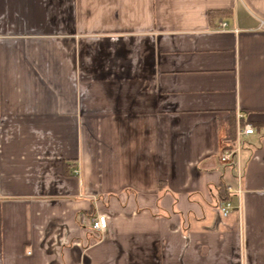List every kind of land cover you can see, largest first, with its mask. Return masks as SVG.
Wrapping results in <instances>:
<instances>
[{
    "label": "crops",
    "instance_id": "obj_1",
    "mask_svg": "<svg viewBox=\"0 0 264 264\" xmlns=\"http://www.w3.org/2000/svg\"><path fill=\"white\" fill-rule=\"evenodd\" d=\"M0 264H264V0H0Z\"/></svg>",
    "mask_w": 264,
    "mask_h": 264
},
{
    "label": "built area",
    "instance_id": "obj_2",
    "mask_svg": "<svg viewBox=\"0 0 264 264\" xmlns=\"http://www.w3.org/2000/svg\"><path fill=\"white\" fill-rule=\"evenodd\" d=\"M238 131H239V134H251L253 133V127L250 124H244L243 126L239 128ZM237 151H238L237 146L231 144L229 147H227L221 152L219 156V160L222 163L229 164L233 161V158L235 156V153H237ZM74 172L76 171L74 170ZM236 179H237L236 186H233L230 184L225 185V191L227 192L229 196L223 199L219 203V209L222 215L224 216H226L229 213V211L233 208V203L230 197L234 194L240 193L242 190L241 184H240V180H241L240 174L237 175ZM80 219L83 224L88 223L89 227L93 230L104 232L106 229V216L104 214H101V213H96L93 215L81 214Z\"/></svg>",
    "mask_w": 264,
    "mask_h": 264
},
{
    "label": "trees",
    "instance_id": "obj_3",
    "mask_svg": "<svg viewBox=\"0 0 264 264\" xmlns=\"http://www.w3.org/2000/svg\"><path fill=\"white\" fill-rule=\"evenodd\" d=\"M225 198H227V197H224L223 199H225Z\"/></svg>",
    "mask_w": 264,
    "mask_h": 264
}]
</instances>
